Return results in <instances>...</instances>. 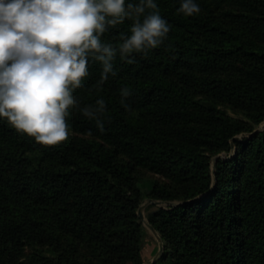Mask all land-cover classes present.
<instances>
[{
  "label": "trees",
  "instance_id": "obj_1",
  "mask_svg": "<svg viewBox=\"0 0 264 264\" xmlns=\"http://www.w3.org/2000/svg\"><path fill=\"white\" fill-rule=\"evenodd\" d=\"M154 2L171 25L164 45L132 64L118 53L102 91L94 61L75 93L81 108L105 100L103 133L73 109L76 135L42 145L0 118V264H143L145 199L180 203L147 215L165 242L154 264H264V0H196L192 17L180 0ZM138 168L165 181L145 189Z\"/></svg>",
  "mask_w": 264,
  "mask_h": 264
},
{
  "label": "clouds",
  "instance_id": "obj_2",
  "mask_svg": "<svg viewBox=\"0 0 264 264\" xmlns=\"http://www.w3.org/2000/svg\"><path fill=\"white\" fill-rule=\"evenodd\" d=\"M177 11L192 17L201 8L196 0H180ZM125 21H131L130 35L121 32L118 43L105 42L109 29ZM170 31L154 0H0V118L42 145L69 139L73 109L103 133L105 100L81 108L75 94L85 87L92 63L102 66L92 89L102 91L109 75L117 76L118 53L132 64L134 53L160 48ZM120 95L121 106L134 114L127 103L130 89Z\"/></svg>",
  "mask_w": 264,
  "mask_h": 264
},
{
  "label": "rangeland",
  "instance_id": "obj_3",
  "mask_svg": "<svg viewBox=\"0 0 264 264\" xmlns=\"http://www.w3.org/2000/svg\"><path fill=\"white\" fill-rule=\"evenodd\" d=\"M257 130H264V123L261 124ZM76 134L72 133L71 136H75ZM252 134H248V133H244V134H241V135H238L236 136L235 138H237L234 142L233 139L232 140V149L229 151V152H223L221 154H219L218 156L214 157L212 159V164H213V173L215 174V170H216V163L218 161L219 158H223V159H232L234 158L236 155H237V147H236V142H243L245 140V138L247 137H251ZM137 173L144 177L145 179V184L143 185V188H150V184H149V180L151 179H157V180H160V181H165V179H163L161 176L157 175V174H154L148 170H144V169H137ZM159 203V204H158ZM180 204L179 202H164V201H152L149 200V199H145L143 201V203L141 204L139 210H138V214H139V211L142 209V213H143V216H144V220L143 223H144V226H145V241H144V249H143V258H144V263L143 264H152L153 261L155 259H157V257H161L164 250H165V242L164 240L162 239L160 233L157 231V234L154 233L150 227L147 225V223L149 222L148 218H147V215L155 210L157 207H169V206H175V205H178ZM154 206V207H153ZM159 237H161L162 239V242H163V246H164V250L163 252L161 251V244H160V241H159ZM158 258V259H159ZM157 259V260H158ZM156 260V261H157ZM155 261V262H156Z\"/></svg>",
  "mask_w": 264,
  "mask_h": 264
},
{
  "label": "water",
  "instance_id": "obj_4",
  "mask_svg": "<svg viewBox=\"0 0 264 264\" xmlns=\"http://www.w3.org/2000/svg\"><path fill=\"white\" fill-rule=\"evenodd\" d=\"M237 138H235L234 140H233V142L236 140ZM152 202V201H151ZM159 204V203H158ZM139 217L142 219V220H144V216H143V213H142V209L139 211ZM147 225L150 227V229L154 232V233H156L157 234V231H156V229L148 222L147 223ZM158 238H159V241H160V244H161V251L163 252V250H164V246H163V242H162V239H161V237H159L158 236ZM159 257H157V259H158ZM157 259H155L154 261H153V263L152 264H154L155 263V261L157 260Z\"/></svg>",
  "mask_w": 264,
  "mask_h": 264
}]
</instances>
